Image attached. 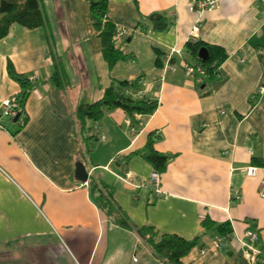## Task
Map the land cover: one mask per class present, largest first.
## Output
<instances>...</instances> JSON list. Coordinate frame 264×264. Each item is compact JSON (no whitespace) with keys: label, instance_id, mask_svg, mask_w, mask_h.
<instances>
[{"label":"crops","instance_id":"0c3cea01","mask_svg":"<svg viewBox=\"0 0 264 264\" xmlns=\"http://www.w3.org/2000/svg\"><path fill=\"white\" fill-rule=\"evenodd\" d=\"M193 4L108 0L106 18L124 30L115 44L127 54L114 64L89 0H40L44 25L13 23L0 38V104L21 91L9 59L36 85L17 121L0 115V264H169L140 232L145 226L155 241L165 233L197 239L181 264H260L247 254L264 253V94L254 100L264 83V0H218L203 13ZM155 11L173 23L157 28L148 16ZM194 32L228 52L201 82L183 68L193 61L186 42ZM172 48L175 71L165 66ZM118 79H141L156 111L135 119L117 108L99 121L100 136L80 132L78 104L101 99ZM151 132L160 136L155 149L173 156L158 198L155 168L141 153ZM79 161L87 181L77 176Z\"/></svg>","mask_w":264,"mask_h":264},{"label":"trees","instance_id":"16d2710c","mask_svg":"<svg viewBox=\"0 0 264 264\" xmlns=\"http://www.w3.org/2000/svg\"><path fill=\"white\" fill-rule=\"evenodd\" d=\"M89 1L94 25L99 28L102 27L101 34L103 37V51L108 62L114 64L119 59L127 58V54L115 44L116 34L119 29L118 25L106 18L108 0ZM148 16L154 21L155 26L160 29L167 28L174 21L169 14L161 11L152 12ZM13 23H20L30 28L44 25L45 17L41 9L40 0H0V38L8 34ZM203 46L207 47L209 50V56L206 59L199 55V49ZM186 49L193 57V61L189 62L196 64V66H201L205 70L204 77L215 76L219 71L221 63L228 56L225 47L209 43L201 38L188 40L186 42ZM8 74L21 86L18 100L22 107V110L20 111V116H22L25 113L24 109L26 101L36 85L28 76L19 73L10 59L8 62ZM51 80L56 85L58 94L61 93V90L64 88V82L57 69L53 73ZM141 83V79L114 80L105 89L104 96L101 99L94 102H80L74 112V115L79 122L80 132L91 134L95 132V135L100 136L99 121L107 113L117 108L123 109L131 118L135 119L138 114H141L144 117L153 114L158 108L159 103L157 100H153L146 96L139 97L137 95V92L141 89ZM58 98L60 97L58 96ZM257 98L258 97L254 98V100ZM254 100L252 102H254ZM54 103L57 109L63 111L60 102L54 101ZM26 121L27 117L25 123ZM89 121H92L94 124L89 125ZM159 137L158 134L151 132L148 136V141L145 147L141 150V153L153 164L155 170L162 173L166 170L168 161L173 156L159 152L155 149L154 144ZM108 212L109 214L118 215L116 216V219L119 224L126 227H132L128 217L126 215H121L114 205L109 206ZM203 224L208 228L213 225L209 219L204 220ZM219 229L222 232H227L229 230L225 227V224L219 225ZM139 230L152 244L155 253L169 264H181V258L187 255L197 244V239L188 240L173 233H165L159 241H155V234L152 226H145Z\"/></svg>","mask_w":264,"mask_h":264},{"label":"built area","instance_id":"2783aa9c","mask_svg":"<svg viewBox=\"0 0 264 264\" xmlns=\"http://www.w3.org/2000/svg\"><path fill=\"white\" fill-rule=\"evenodd\" d=\"M218 3V0H194V7L196 9L199 10L200 13H203L204 11H206L207 9H212L214 8ZM198 29V27L196 26L194 30ZM124 34V30L122 29V27H119L117 34H116V39L120 36H122ZM197 35V33H193V38H195ZM179 51L178 49L172 48L170 53L167 54V59H166V64L165 66H167L169 69L175 71L176 70V66H175V62L172 61V57L173 54ZM260 52L264 53V48H260ZM183 68L185 70V72L188 75H193V76H198L199 78V82H201V80L204 78L205 75V70L201 67V66H196V64L190 63L189 61H185L183 63ZM33 79H35V76L32 77ZM260 94H264V83L262 84L258 94H256L254 96V98L258 97V95ZM137 95L139 97H143L144 94L142 92V90H139L137 92ZM22 110V107L20 105V102L18 100V94L12 95L8 98H5L4 100H2L1 104H0V115H5V116H10V117H15L18 113H20V111ZM102 137H104L102 135ZM258 167L256 166H249L247 168V173L250 175H254L257 171ZM151 180L154 186V196H152L153 198H158L159 196H161L162 194V189H161V173L157 170H154L152 172V176H151ZM260 195L262 197H264V181L261 187V191H260ZM247 236H249V238L253 241L257 240L258 238V233L257 231L254 230H249L247 232ZM224 245V241L222 238H218L215 243L214 246L216 248H222V246ZM207 250V248H205L203 250V252H205ZM250 258H252V261L259 262L260 264H264V253L262 254H258V253H249L247 254Z\"/></svg>","mask_w":264,"mask_h":264},{"label":"water","instance_id":"95a60500","mask_svg":"<svg viewBox=\"0 0 264 264\" xmlns=\"http://www.w3.org/2000/svg\"><path fill=\"white\" fill-rule=\"evenodd\" d=\"M199 55L202 57V58H208L209 56V50L207 47L203 46L199 49ZM20 113H18L15 117H14V120L17 121L20 117ZM76 173H77V176L80 180L82 181H87L88 178H89V172L86 168V165L79 161L77 163V170H76Z\"/></svg>","mask_w":264,"mask_h":264}]
</instances>
